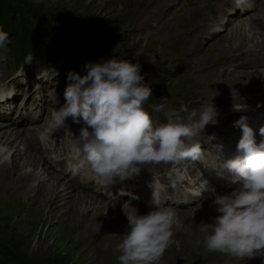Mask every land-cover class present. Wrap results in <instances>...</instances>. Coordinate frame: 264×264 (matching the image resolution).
Masks as SVG:
<instances>
[{
	"label": "rangeland",
	"instance_id": "rangeland-1",
	"mask_svg": "<svg viewBox=\"0 0 264 264\" xmlns=\"http://www.w3.org/2000/svg\"><path fill=\"white\" fill-rule=\"evenodd\" d=\"M8 1L11 8L20 9L14 10L11 18L15 16L17 19L20 15L25 28L32 31L33 35L43 36V42L37 40L33 45L36 56L50 68L78 65L80 71H86L84 66L87 63H95L84 59L82 54L76 51V46L66 38L67 35L73 39H81L83 35L87 41L91 42V51L98 54L96 59L92 58L93 60L102 62L115 57L128 59L133 63L138 62L141 65V75L152 87V98L156 99V93H158L162 100L168 99L175 103L179 111L182 105L191 107L192 102L197 100L199 95L214 93L213 85H220L217 83L216 72L211 70L208 73L203 72L205 65L210 66L227 53L235 54L253 48L258 49L257 46L264 42V21L260 23V18L262 20L264 18V9L256 12V6L253 7L255 11L242 10L240 17L239 14L234 13L228 29L211 41L201 56L188 63H179L176 51L188 37V33L195 31L194 41L197 40L198 35L206 33L207 28L204 29L199 25H206L202 16L213 9L212 0H182L175 11L173 8L168 13L167 17L172 14L173 18L159 24L157 28L151 27L150 23L154 21L153 16L166 11L165 3L161 0ZM247 11L255 13L248 17L243 16ZM256 14H260V18L253 20L256 24L254 27L249 18ZM199 17H202V22L198 21ZM13 23L15 25V21ZM236 23L246 30V32L243 31L244 33L250 34L233 35L229 29ZM195 24L197 25L193 28ZM11 43H15L14 39ZM78 45L82 49L86 47L81 41ZM45 46H49V49ZM187 50L190 51L188 48ZM86 56L89 57L88 54ZM247 62L248 70L256 72L260 71L264 59L253 57ZM243 72L238 71L236 76ZM239 79L240 83L236 86H231L234 79L222 85L229 88V93L225 89L220 93L224 107L217 104L226 113L225 122L237 114L235 105H247L249 100L256 101L260 97L261 86L254 77L246 76ZM238 96L242 97L243 101L237 100ZM0 129L9 131L10 127L3 125ZM14 136L16 140L13 139ZM14 136L11 138V141L13 140L11 146L19 143V136ZM0 150L5 152L7 148H0ZM25 159L17 163L20 167L16 166L17 172L13 178L3 176V180L0 179V245L4 246L3 248L0 246V250L3 256L7 254V263L11 264L16 258V264H22V261L13 254V248L10 246L12 243V246L14 244L19 249L23 259L29 264H119L120 253L116 251V247L125 233L124 229L117 226L118 221H123L120 213H112L105 201L98 200L92 204V207L94 209H97L96 206L101 207L98 209L101 213L95 214L93 221V217L85 218L81 209L75 212L73 201L78 203L76 200L78 196L75 195V197L74 194L67 200L58 202L50 198L51 189H49L46 192L47 196L41 201L40 194L33 198V195H30L31 192H26V184L24 183L23 187L22 181L30 180V174L27 172L33 171V167L36 169L43 167L41 161L38 165L36 160L34 164L24 165ZM153 169L164 170L161 167ZM57 185L55 184L54 187ZM13 187L19 189L14 191ZM75 191L77 192L78 189H72L71 193ZM214 196L215 194H209L207 201ZM204 199L203 203L206 201V198ZM200 210L204 208L202 206L194 208L193 212L187 213L188 217L176 214L179 225L174 229V243L163 255L168 261L167 264H239V261L232 259L231 255L223 256V253L209 252L203 247L205 228L210 232L211 225H205L206 223L202 222L201 234L198 233V229H195L194 222L198 220V217L197 219L195 217ZM93 237L95 241H91ZM163 261L161 259L159 264H163Z\"/></svg>",
	"mask_w": 264,
	"mask_h": 264
},
{
	"label": "clouds",
	"instance_id": "clouds-1",
	"mask_svg": "<svg viewBox=\"0 0 264 264\" xmlns=\"http://www.w3.org/2000/svg\"><path fill=\"white\" fill-rule=\"evenodd\" d=\"M244 2L235 0L237 6ZM6 43H10L9 34L0 30V50H7ZM30 56L33 59L31 53ZM84 67L87 71L84 76L74 71L67 74L72 82L65 89V103L52 111L50 120V126L56 129L65 128L68 117L76 123L83 120L79 135L73 134L68 144L72 154L69 168L74 173L86 165L99 185L110 186L117 180L139 175V166L145 163L187 158L196 161L203 157L201 143L192 141L207 124L214 123L217 112L213 104L199 113L198 120L194 119L195 111L187 119L173 111L166 123L154 126L144 108L153 90L141 75L138 62L114 57L89 62ZM242 109L243 106L235 105V110ZM181 111L188 109L182 105ZM234 126L242 132L236 145L237 154L227 159L217 154L213 169L222 179L230 174L231 183L240 186L230 194L219 195L208 187L206 180L205 192L215 194L212 203L217 205L219 214L210 224L211 231L205 228L202 244L209 252L241 260L264 257V140L257 142L247 116H241ZM259 133L264 136V127ZM216 147L222 150L223 145ZM148 186L152 189L153 207L146 214H139L131 201L122 204L128 223L116 247L119 264H159L174 243V229L179 225L175 211L162 202L161 186L155 177Z\"/></svg>",
	"mask_w": 264,
	"mask_h": 264
},
{
	"label": "bare ground",
	"instance_id": "bare-ground-1",
	"mask_svg": "<svg viewBox=\"0 0 264 264\" xmlns=\"http://www.w3.org/2000/svg\"><path fill=\"white\" fill-rule=\"evenodd\" d=\"M161 1H164V3H165V9H166V11L167 12H169L170 13V11H171V9H173L174 8V11H175V9H176V7H177V5L180 3V1L181 0H179L177 3H173L172 2V0H161ZM175 1V0H174ZM224 3H225V5H231V6H233V7H235L236 9H237V11L236 12H234V13H236V14H239V17H240V12L242 11V10H251V9H253V8H246V6H245V4H242L241 6H239V7H237L233 2H232V0H224ZM262 3V2H261ZM256 8H257V6H256ZM254 10V9H253ZM255 11V10H254ZM252 13H255V12H251V11H247L243 16H249L250 14H252ZM159 14V13H158ZM195 15H197V14H195ZM173 16V15H172ZM260 16V14H256V15H251L250 16V18H249V20L251 21V25L252 26H254V27H256V24L254 23V19L255 18H258V20H259V17ZM167 18V20L165 21V22H168V21H170L173 17H166ZM174 18H176V17H174ZM195 18V17H194ZM201 18L202 17H200L199 18V20L201 21ZM242 18V17H241ZM260 20H261V22L260 23H263V20H262V18H260ZM195 21V20H194ZM193 21V22H194ZM199 21V22H200ZM202 22V21H201ZM205 23V22H204ZM162 24V23H161ZM150 26L151 27H154L155 25L153 24V23H150ZM200 26H203V28L204 29H206V28H208V25L206 24H204V25H199V27ZM161 27V26H160ZM229 30H231L232 31V34L233 35H238V34H240V35H245V34H250V33H244V32H246V30L244 29V28H241V26H239V23H236V25H234L233 27H231ZM244 31V32H243ZM195 33V31H191V33H190V35L192 36V39L191 40H188V41H186V44H187V46H188V49L189 50H194L196 47H197V44H198V39L200 38V37H203L204 35H198V34H195V35H198V37H197V40L196 41H194V39H193V34ZM259 33H260V31H259ZM189 34V33H188ZM205 34V33H204ZM262 35V34H261ZM264 35V34H263ZM232 36V35H231ZM262 44H264V42L262 43ZM262 44H260V45H262ZM260 45H258L257 47H260ZM255 49H257V48H253L252 50H255ZM248 51V50H247ZM255 58V57H254ZM264 59V58H263ZM253 64V63H252ZM260 66V65H259ZM257 67V66H256ZM254 73H258L259 75H260V77H261V73H264V71H256V72H253V75H254ZM242 75L243 74H240V75H235L232 79H234V80H238V78H242ZM244 78V77H243ZM226 83V82H225ZM207 97L208 96H210L209 94H207L206 95ZM238 97H240V96H238ZM2 120V119H1ZM24 121H22V122H19V123H15V122H13V123H9V124H5V126L4 127H10V126H15V128H17L21 123H23ZM27 123H28V131L29 130H33V128H32V126L31 125H37L40 129H42L43 127H44V125L43 124H40V118H31V119H29L28 121H27ZM3 125L2 124H0V127H2ZM12 127H10V129H11ZM9 129V130H10ZM14 129V128H13ZM27 129V128H26ZM17 133L18 132H15V133H13V132H9L8 130L7 131H5V130H1L0 129V142H2V144L3 145H8V146H11L10 144L12 143V141H11V138H12V136H14V135H16V136H18L17 135ZM37 135L38 134H36V135H32V136H29V137H23L22 139H23V144L25 145V150H24V152L26 153V154H28V155H33L34 153H36L38 150H40L42 147L40 146V142H39V140H38V138H37ZM7 138H9V139H7ZM16 137L14 136V140H16L15 139ZM3 139V140H2ZM18 139H20V136L18 137ZM14 142H16V141H14ZM19 142V141H18ZM17 143V142H16ZM17 146V145H16ZM4 147V146H3ZM4 149V148H3ZM6 149V148H5ZM8 149V148H7ZM5 154V152H3V150H0V161L3 159L1 156H3ZM14 155H17V152H14ZM24 158H26L23 162H24V165L25 164H31V163H35L34 161L36 160V162H38V165H39V162L41 161V164H42V169L43 170H46V168L45 167H47V168H51L52 167V165L50 164V163H48L47 161H42L39 157L37 158V157H34V156H27V157H24ZM23 159V158H22ZM3 163V162H2ZM1 163V164H2ZM0 164V165H1ZM17 166V165H16ZM17 167H20L19 165L17 166ZM17 167L15 168V170L14 171H10L9 169H8V167H7V165L6 164H4L3 166H2V170H3V174H4V176H6V177H9V178H13L14 176H15V174H16V172H17ZM41 168V167H40ZM30 170V169H29ZM31 171V170H30ZM30 171H28L27 172V174H30L29 176H30V180H24V181H22V183H23V187L25 186L24 185V183L26 184V188H25V190H26V192L27 191H29L30 190V181H31V179L33 178V176L35 175V173H33V172H30ZM19 175V174H18ZM55 175H59V176H55ZM53 176V178H52V180L49 182V184L46 186V187H44V188H40V190L38 191V193L37 194H40V201L45 197V196H47L46 195V192L49 190V189H51L50 191H49V193H50V198L52 199H54V200H58V202H62V201H65V200H67L70 196H72V194H74V196L76 195V196H78L77 198H76V200L78 201V203L74 200H72L73 201V205H74V208H76L75 209V212L77 213V209H81V211H82V215L86 218L87 216H90V217H93V221L95 220L94 218H95V214H98V215H100L99 213H101L98 209L99 208H101V207H98V206H96V208L97 209H94L93 207H92V204H95L96 202H98V199L97 198H100V197H97V196H95L91 191H90V189H88V187H87V184H85V182L84 181H82L84 178H82L81 179V174L80 173H77L75 176H68L67 177V179H69L70 181H68L67 183L66 182H63V179L60 177L61 176V173L60 172H58V171H55L54 172V174L52 175ZM24 178H25V176H24ZM23 178V179H24ZM20 180V179H19ZM52 182H54V183H52ZM78 182H81V183H78ZM57 183H60L59 185H57L56 187H54V185L55 184H57ZM76 183H78V184H76ZM74 188H76V189H78V191L76 192L75 191V193H71V190L72 189H74ZM42 189V190H41ZM44 190V191H43ZM86 190V191H85ZM69 191V192H68ZM66 192V193H65ZM72 192H74V191H72ZM79 192V193H78ZM78 193V194H77ZM92 193V194H91ZM96 197H94V196ZM209 195V194H208ZM75 196V197H76ZM215 197V196H214ZM37 201V200H36ZM110 210H111V212L113 213H120V215L122 216V219L121 220H123V221H118L117 223V226L119 227L120 225H123V226H127V223H128V221H127V218H126V216L123 214V212L122 211H119V208L118 207H115V206H112V207H108ZM81 211H80V213H81ZM202 212H203V210L201 211H199V215L201 216L202 215ZM79 213V214H80ZM143 214H145V213H143ZM143 214H141V215H143ZM189 214V213H188ZM194 214V213H193ZM182 215H186V214H182ZM89 217V218H90ZM198 217V214H197V216L195 217V218H197ZM104 219H106L105 217H104ZM101 221H103V219L101 220ZM105 222V221H104ZM121 222V223H120ZM120 223V224H119ZM104 225H105V223H104ZM178 229H180L179 227H178ZM217 261V260H216Z\"/></svg>",
	"mask_w": 264,
	"mask_h": 264
},
{
	"label": "trees",
	"instance_id": "trees-1",
	"mask_svg": "<svg viewBox=\"0 0 264 264\" xmlns=\"http://www.w3.org/2000/svg\"><path fill=\"white\" fill-rule=\"evenodd\" d=\"M19 1V0H18ZM24 4V2H22ZM15 11H19L20 9H13L11 8L10 2L8 0H3L0 2V30H3L7 33H11V32H18V29L21 30L22 35H24V41H26L30 35L32 34L30 30H28L27 28L24 27V25H22V18L19 15V13L17 15L18 18L16 19L15 16L13 17V19L11 18V13H13ZM15 21V25L13 23V21ZM69 37V36H68ZM66 35V38L68 39L69 42H72L74 44V46H76V51L80 54H82L84 59L87 60H91L94 62H98L93 60L92 58L96 59L98 54L95 53L94 51H91V42L87 41L86 38L83 37V35L80 37L81 39H73L71 37L68 38ZM83 38V39H82ZM79 41H81L84 45H86V47L83 49L81 47H78V43ZM93 52V53H92ZM88 54L87 57L86 55ZM2 248L4 247L3 245H0ZM10 246L13 248V254L14 256H17L18 260L22 261V264H29L27 261H25L23 259V255L21 254V252L19 251V249H17V247L12 246V243H10ZM65 256V255H64ZM7 254L5 256H3V254L0 252V264H10L7 263ZM11 264H16V258H14L11 262Z\"/></svg>",
	"mask_w": 264,
	"mask_h": 264
}]
</instances>
